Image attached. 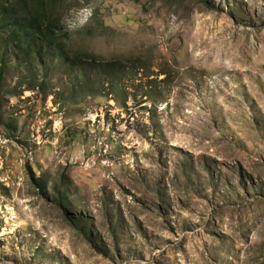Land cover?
I'll list each match as a JSON object with an SVG mask.
<instances>
[{"label": "rangeland", "instance_id": "374dc122", "mask_svg": "<svg viewBox=\"0 0 264 264\" xmlns=\"http://www.w3.org/2000/svg\"><path fill=\"white\" fill-rule=\"evenodd\" d=\"M57 1L43 62L0 19V264H264V0Z\"/></svg>", "mask_w": 264, "mask_h": 264}, {"label": "trees", "instance_id": "16d2710c", "mask_svg": "<svg viewBox=\"0 0 264 264\" xmlns=\"http://www.w3.org/2000/svg\"><path fill=\"white\" fill-rule=\"evenodd\" d=\"M57 2V0H0V19L4 20V28L9 29L5 45H10L19 59L29 58L33 53L43 62L45 55L42 49L45 48L50 50L49 55L62 54L61 50L64 49L65 43L59 40L67 37V34L61 33ZM7 52L5 48L4 54ZM84 55L87 54L79 52L73 59L66 56L65 59L71 67H77L87 61L83 59ZM88 57L92 61L96 60L91 55ZM2 61L4 63L0 65V77L6 65L5 61ZM106 63L100 66L101 73L113 76L121 70L119 65L122 63L116 61ZM114 80L116 77L111 82Z\"/></svg>", "mask_w": 264, "mask_h": 264}]
</instances>
